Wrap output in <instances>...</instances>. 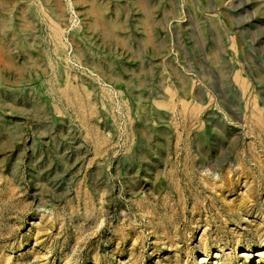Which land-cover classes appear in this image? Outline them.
<instances>
[{"label": "rangeland", "instance_id": "obj_1", "mask_svg": "<svg viewBox=\"0 0 264 264\" xmlns=\"http://www.w3.org/2000/svg\"><path fill=\"white\" fill-rule=\"evenodd\" d=\"M57 1L0 0V264H264V0H173L198 21L196 47L183 34L203 79L174 86L167 115L137 105L129 54L88 26V2ZM94 1L120 23L134 4Z\"/></svg>", "mask_w": 264, "mask_h": 264}, {"label": "crops", "instance_id": "obj_2", "mask_svg": "<svg viewBox=\"0 0 264 264\" xmlns=\"http://www.w3.org/2000/svg\"><path fill=\"white\" fill-rule=\"evenodd\" d=\"M140 1L141 3H138L134 0L132 5H121V34L118 31L119 27L114 29L110 27L113 30L111 31L109 28L110 37H102L107 42H109V39L120 42L122 57H124V52L129 54L128 59L126 57L121 59V68L125 71L124 73H127L126 75L131 76L132 79L131 81L129 79L128 82L133 83L135 91H139L140 97L136 101L137 104L138 101L140 102L139 107L141 105L142 107L151 106L153 113L160 112L167 115V112L174 107L172 95H169L174 86L177 87V91L184 93L185 97H188V93H190L185 88L186 84L190 85V88L193 87L195 93L201 86L199 79L203 78H200V72L197 69L198 57L195 54L191 55L193 48L189 47V39H186L183 34L187 30L188 35H191V45L196 47L197 42L193 38L198 39L199 35L197 30H194V33L189 32V24L198 21L195 19L187 20L188 15L185 13L190 11L188 5H181L173 2V0H153L151 3L145 2V0ZM131 11L134 13L133 15L130 14ZM193 11L198 10L194 9ZM147 14L149 16H145ZM194 27L199 29L198 25H193L192 28L194 29ZM149 34H152V36ZM216 45L218 46V44ZM199 47H201V44H199ZM203 53L202 51V55ZM212 54L213 51L209 50V57H214ZM129 60L135 63L133 68L127 66L126 63ZM181 61H184V63L191 62V64H186L188 71L180 70ZM103 62H106V66L99 61L93 63L96 71L107 78L108 74H115L118 78L121 77L122 81L124 75L115 71L112 61L108 62L104 59ZM143 92L148 96H144Z\"/></svg>", "mask_w": 264, "mask_h": 264}, {"label": "bare ground", "instance_id": "obj_3", "mask_svg": "<svg viewBox=\"0 0 264 264\" xmlns=\"http://www.w3.org/2000/svg\"><path fill=\"white\" fill-rule=\"evenodd\" d=\"M44 1V3L45 4H48L49 5V8L50 9H52V10H54L56 7H57V3H58V1L57 0H42V2ZM51 1V2H50ZM88 3H87V5H88V7H86L87 8V12H88V14H90V16H91V19H90V21L88 22V26L89 27H91L92 28V30L94 29V28H96L97 27V29L99 30V32L102 34V36L104 37V38H107V37H110V33H109V28L111 27L112 29H114V28H117L121 23L120 22H118L116 19H106V18H102L101 16H100V12L102 11V10H104V9H106V6L104 5V4H97L94 0H86ZM114 1V0H113ZM134 1V0H133ZM169 1V0H168ZM219 1V0H218ZM245 1V0H244ZM251 1V0H250ZM15 2V1H14ZM16 2H17V0H16ZM136 2H138V3H141V1L140 0H136ZM163 2V1H162ZM191 2H192V0H191ZM196 2V1H195ZM201 2V1H200ZM213 2V1H212ZM238 2V1H237ZM262 2V1H261ZM12 3V2H11ZM40 3V2H39ZM77 3V2H76ZM26 4V3H25ZM81 4H82V2H81ZM80 4V5H81ZM221 4V3H220ZM261 4V3H260ZM14 5H15V3H14ZM22 5V4H21ZM24 5V4H23ZM144 5V4H143ZM187 5V4H186ZM42 6V5H41ZM43 6H45V5H43ZM189 6V5H188ZM187 6V7H188ZM198 6V5H197ZM196 6V7H197ZM257 6V5H256ZM258 6H259V4H258ZM11 7H12V5H11ZM46 8H47V6H45ZM141 7V6H140ZM158 7V6H157ZM162 7V6H161ZM190 7V6H189ZM21 8V7H20ZM25 8V7H24ZM29 8H31L30 6H29ZM45 8V9H46ZM154 8V7H153ZM156 8V7H155ZM182 8V7H181ZM219 8V7H218ZM26 9V8H25ZM197 9V8H196ZM214 9V8H213ZM264 9V8H263ZM31 10H33V9H31ZM35 10V9H34ZM83 10H85V9H83ZM119 10V9H118ZM181 10V9H180ZM189 10V9H188ZM199 10V9H198ZM10 11V10H9ZM12 11V10H11ZM42 11V10H41ZM48 11H49V9H48ZM55 11V10H54ZM57 11V10H56ZM59 11V10H58ZM139 11V10H138ZM175 11V10H174ZM183 11V10H182ZM60 12V11H59ZM162 12H163V10H162ZM168 12V11H167ZM193 13H194V11H192ZM7 13H9V12H7ZM12 13V12H11ZM33 13V12H32ZM56 13V12H55ZM214 13V12H213ZM226 13V12H225ZM232 13V12H231ZM43 14H44V12H43ZM47 14V13H46ZM50 14H51V12H50ZM169 14V13H168ZM197 14V13H196ZM215 14V13H214ZM11 15V14H10ZM23 15V14H22ZM59 15V14H58ZM87 15V14H86ZM115 15H117V14H115ZM212 15V14H211ZM228 15V14H227ZM232 15V14H231ZM4 16V15H3ZM8 16V15H7ZM103 16V15H102ZM145 16H149L148 14L147 15H145ZM1 17V16H0ZM21 17V16H20ZM50 17V16H49ZM115 17V16H114ZM155 17V16H154ZM169 17V16H168ZM185 17V16H184ZM199 17V16H198ZM3 18V17H2ZM36 18V17H35ZM58 18V17H57ZM109 18H110V16H109ZM117 18V17H116ZM125 18V17H124ZM147 18V17H146ZM175 18V17H174ZM28 19V18H27ZM53 19V18H52ZM165 19V18H164ZM193 19V18H192ZM196 19V18H195ZM210 19V18H209ZM2 20H4V19H2ZM147 20V19H146ZM152 20V19H151ZM197 20V19H196ZM9 21V20H8ZM11 21V20H10ZM54 21H57L56 19L54 20ZM22 22V21H21ZM142 22V21H141ZM218 22V21H217ZM229 22H230V20H229ZM4 23V22H3ZM23 23H25V22H23ZM125 23V22H124ZM147 23V22H146ZM216 23V22H215ZM198 24H200V23H198ZM202 24V23H201ZM11 25V24H10ZM25 25H26V23H25ZM50 25V24H49ZM50 26H52V25H50ZM2 27V26H1ZM57 27V26H56ZM56 27H53L52 29H53V34H54V36H58L59 35V29L58 28H56ZM122 27V26H121ZM127 27V26H126ZM59 28H61V27H59ZM111 28H110V30H111ZM19 29V28H18ZM143 29H144V27H143ZM96 30V29H95ZM0 31H1V29H0ZM21 31V30H20ZM19 31V32H20ZM82 31V30H81ZM90 31V30H89ZM111 31H113V30H111ZM12 32V31H11ZM76 32V31H75ZM12 33H14V32H12ZM18 33V32H17ZM28 33V32H27ZM73 33V32H72ZM148 33H151V32H148ZM22 34V33H21ZM29 34V33H28ZM17 35V34H16ZM73 35H74V33H73ZM84 35V34H83ZM149 35H151L152 36V34H149ZM18 36V35H17ZM53 37V36H52ZM78 37V36H77ZM94 37V36H93ZM145 37V36H144ZM95 38V37H94ZM153 38V37H152ZM22 39V38H21ZM25 39V38H24ZM109 39V38H108ZM52 40V39H51ZM81 40V39H80ZM89 40V39H88ZM110 40V39H109ZM122 40V39H121ZM2 41H3V39H2ZM37 41V40H36ZM149 41V40H148ZM24 42V41H23ZM32 42H34V41H32ZM32 42H31V44H32ZM48 42V41H47ZM58 42V41H57ZM97 42H99V41H97ZM122 42H124V41H122ZM128 42V41H127ZM126 42V43H127ZM9 43V42H8ZM114 43H117V42H114ZM1 44V43H0ZM15 44V43H14ZM18 44H19V42H18ZM21 45L22 44H24V43H20ZM29 45H30V43H28ZM39 44V43H38ZM55 44V43H54ZM57 44V43H56ZM55 44V45H56ZM59 44V43H58ZM123 44V43H122ZM22 46H24V45H22ZM31 47H32V45H30ZM128 46V45H127ZM127 46H125V47H127ZM147 46V45H146ZM18 47H20V46H18ZM41 47V46H40ZM110 47V46H109ZM113 47V46H112ZM36 48V47H35ZM57 48V47H56ZM116 48V47H115ZM151 48H153V47H151ZM15 49V48H14ZM26 49V48H25ZM43 49V48H42ZM83 49H85V47L83 48ZM82 49V50H83ZM121 49V48H120ZM27 51H28V49H26ZM39 50H41V48L39 49ZM53 50V49H52ZM131 50V49H130ZM152 50V49H151ZM42 51V50H41ZM54 51V50H53ZM85 51V50H84ZM95 51V50H94ZM107 51V50H106ZM108 51H109V49H108ZM122 51V50H121ZM133 51V50H132ZM39 52V51H38ZM80 52V51H79ZM153 52V51H152ZM46 53V52H45ZM52 53V52H51ZM58 53H59V51H58ZM91 53V52H90ZM132 53V52H131ZM53 54V53H52ZM56 54V53H55ZM134 54V53H133ZM214 54V53H213ZM63 55V54H62ZM98 55V54H97ZM47 56H49V55H47ZM89 56V55H88ZM100 56V55H99ZM110 56V55H109ZM115 56H116V54H115ZM34 57V56H33ZM128 57H129V55H128ZM54 58V57H53ZM109 58V57H108ZM45 59V58H44ZM47 59V58H46ZM51 59V58H50ZM84 59V58H83ZM93 59V58H92ZM112 59V58H111ZM128 59V58H127ZM90 60V59H89ZM104 60V59H103ZM110 60V59H109ZM48 61V60H47ZM65 62V61H64ZM89 63H91L90 61H89ZM108 63V62H107ZM7 64V66L8 67H15V66H12V64L13 63H11L10 61L8 62V63H6ZM35 64H36V61L34 60V59H30L29 60V65H31V66H35ZM60 64V63H59ZM92 64V63H91ZM15 65V64H14ZM17 65V64H16ZM21 65V64H20ZM54 65H56V64H54ZM94 65V64H93ZM61 66V65H60ZM89 66V65H88ZM96 66V65H95ZM140 66V65H139ZM44 67V66H43ZM94 67V66H93ZM92 67V68H93ZM109 67H110V65H109ZM20 68V67H19ZM56 68V67H55ZM58 68V67H57ZM96 68H97V66H96ZM52 69V68H51ZM60 69V68H59ZM69 69V68H68ZM42 70H44V69H41V71ZM47 70V69H46ZM62 70V69H61ZM100 70H102L101 68H100ZM17 72H18V69L16 70ZM143 71V70H142ZM142 71H141V73H142ZM44 72H45V70H44ZM54 73L56 72V71H53ZM58 72V71H57ZM62 72V71H61ZM63 72H64V70H63ZM110 72V71H109ZM132 72V71H131ZM140 72V71H139ZM48 73V72H47ZM117 73V72H116ZM145 73V72H144ZM20 74H21V72H20ZM58 74V73H57ZM60 74H62V73H60ZM72 74V73H71ZM120 74V73H119ZM55 75H56V73H55ZM69 75V74H68ZM109 76H108V78L109 79H107V80H112L113 82H117L118 80H119V78L115 75V74H108ZM22 76V75H21ZM20 76V77H21ZM71 76V75H70ZM69 76V77H70ZM140 76V75H139ZM142 76H143V74H142ZM18 77H19V75H18ZM29 77H30V75H29ZM35 77V76H34ZM33 77V78H34ZM39 77V76H38ZM52 77V76H51ZM58 77V76H57ZM131 77V76H130ZM145 77V76H144ZM22 78V77H21ZM55 78H56V76H55ZM61 78V77H60ZM68 78V77H67ZM50 79V78H49ZM130 79V78H129ZM57 80V79H56ZM55 80V81H56ZM66 80V79H65ZM75 80V79H74ZM4 81V80H3ZM2 81V82H3ZM13 81V80H12ZM21 81V80H20ZM30 80H28V82H29ZM49 81V80H48ZM83 81V80H82ZM131 81V80H130ZM139 81H141V80H139ZM14 82V81H13ZM16 82V81H15ZM46 82V81H45ZM51 82V81H50ZM58 82V81H57ZM65 82V81H64ZM68 82V81H67ZM66 82V83H67ZM62 83H63V81H62ZM78 83V82H77ZM235 83V82H234ZM56 84V83H55ZM74 84V83H73ZM79 84V83H78ZM74 85H76V83L74 84ZM90 85V84H89ZM88 85V86H89ZM127 85H129V84H127ZM126 85V86H127ZM32 86V85H31ZM41 86V85H40ZM52 86V85H51ZM67 86V85H66ZM80 86V85H79ZM119 86V85H118ZM130 86V85H129ZM141 86H142V84H141ZM140 86V87H141ZM13 87V86H12ZM25 87V86H24ZM34 87V86H33ZM86 87H87V85H86ZM136 87H137V85H136ZM41 88V87H40ZM51 88V87H50ZM60 88V87H59ZM77 88V87H76ZM79 88V87H78ZM138 88V87H137ZM47 89V88H46ZM61 89V88H60ZM80 89V88H79ZM132 89H134V88H132ZM56 90V89H55ZM77 90V89H76ZM130 90V89H129ZM60 91V90H59ZM58 91V92H59ZM31 92V91H30ZM30 92H28V93H30ZM61 92V91H60ZM66 92H68V91H66ZM138 92V91H137ZM33 93V92H32ZM49 93V92H48ZM55 93V92H54ZM57 93V92H56ZM35 94V93H34ZM51 94V93H50ZM60 94V93H59ZM68 94V93H67ZM71 95V94H70ZM69 95V96H70ZM136 95V94H135ZM139 95V94H138ZM262 95V94H261ZM33 97V96H32ZM32 97H30V99L32 98ZM75 97H76V95H75ZM136 97V96H135ZM140 97V96H139ZM36 98H38V97H36ZM72 98V97H71ZM39 99V98H38ZM77 99V98H76ZM37 100V99H36ZM73 100V99H72ZM78 100V99H77ZM4 101H7L6 99L4 100ZM29 102V101H28ZM84 102V101H83ZM6 103V102H5ZM73 103V102H72ZM85 103V102H84ZM10 105L13 107V106H15L14 105V102L12 101L11 103H10ZM35 104H33V106H34ZM44 105H45V102H44ZM138 105V104H137ZM239 105H241V104H239ZM139 106V105H138ZM29 107V106H28ZM38 107V106H37ZM43 107V106H42ZM141 107H142V105H141ZM30 108H32V107H30ZM41 108V107H40ZM241 108V107H240ZM138 109H141V108H138ZM43 110H44V108H43ZM37 111V110H36ZM35 111V112H36ZM150 111H151V109H150ZM22 112V111H21ZM38 112V111H37ZM37 112H36V114H37ZM40 112V111H39ZM139 112V111H138ZM25 113V112H24ZM43 113V112H42ZM46 113V112H45ZM44 113V114H45ZM150 113V112H149ZM23 114V113H22ZM160 114V113H159ZM38 115V114H37ZM46 116V115H45ZM154 116V115H153ZM39 117V116H38ZM43 118V117H42ZM144 118V117H143ZM34 119V118H33ZM37 119V118H36ZM46 119H48V118H46ZM46 119H44V121L46 120ZM49 119H51V118H49ZM162 119V118H161ZM221 119V118H220ZM254 119V118H253ZM208 120V119H207ZM38 122V121H37ZM40 122V121H39ZM61 122V121H60ZM145 122V121H144ZM209 122V121H208ZM50 124H51V122H50ZM263 124V123H262ZM143 125V124H142ZM17 126V125H16ZM255 126V125H254ZM47 127V126H46ZM249 127V126H248ZM14 128V127H13ZM50 128V127H49ZM142 128V127H141ZM37 129V128H36ZM143 129V128H142ZM143 131L144 130H142V134H143ZM262 131H264V130H262ZM44 132V131H43ZM42 132V133H43ZM48 132H50V131H48ZM256 132V131H255ZM16 133V132H15ZM41 133V132H40ZM47 133V132H46ZM159 133V132H158ZM261 133V132H260ZM18 134V133H17ZM141 134V135H142ZM151 134H152V132H151ZM43 135V134H42ZM49 135V134H48ZM17 136V135H16ZM41 136V135H40ZM61 136V135H60ZM232 136H234V135H232ZM57 137V136H56ZM62 137V136H61ZM71 137V136H70ZM144 137H146V136H144ZM152 138V137H151ZM257 138V137H256ZM263 138V137H262ZM261 138V139H262ZM55 139V138H54ZM61 139V138H60ZM148 139V138H147ZM77 140V139H76ZM150 140V139H149ZM26 141V140H25ZM64 141H66V140H64ZM63 141V142H64ZM70 141V140H69ZM74 141V140H73ZM146 141V140H145ZM229 141H230V139H229ZM55 142V141H54ZM147 142V141H146ZM262 142V141H261ZM79 143V142H78ZM237 143V142H236ZM256 143V142H255ZM43 144H45V143H43ZM70 144H73V143H70ZM70 144H68V145H70ZM148 144V143H147ZM57 145H58V143H57ZM236 145V144H235ZM54 146V145H53ZM67 146V145H66ZM80 146V145H79ZM97 146V145H96ZM261 146V145H260ZM57 147V146H56ZM59 147V146H58ZM64 147V146H63ZM242 148H244V147H242ZM242 148H240V149H242ZM253 148V147H252ZM12 150V149H11ZM62 150V149H61ZM66 150V149H65ZM76 150H77V148H76ZM80 150V149H79ZM137 150H138V148H137ZM261 150H262V147H261ZM34 152V151H33ZM61 152H63V151H61ZM60 152V153H61ZM66 152V151H65ZM26 153V152H25ZM136 153V152H135ZM238 153V152H237ZM144 154H142V156H143ZM240 155V154H239ZM249 155V154H248ZM63 156V155H62ZM72 156V155H71ZM131 156V155H130ZM136 156V155H135ZM141 156V155H140ZM204 156V155H203ZM129 157V156H128ZM144 157V156H143ZM206 157V156H205ZM247 157V156H246ZM249 157V156H248ZM66 158V157H65ZM132 159V158H131ZM139 159V158H138ZM141 159H142V157H141ZM144 159V158H143ZM140 160V159H139ZM148 160V159H147ZM217 160V159H216ZM260 160V159H259ZM146 161V160H145ZM213 161V160H212ZM252 161V160H251ZM254 161V160H253ZM129 162V161H128ZM210 162V161H209ZM250 162V161H249ZM248 162V163H249ZM253 164V163H252ZM244 166V165H243ZM242 166V167H243ZM264 166V165H263ZM252 167V166H251ZM257 167V166H256ZM95 168H96V166L94 167V170H93V172L95 171ZM102 168V167H101ZM242 169V168H241ZM259 169V168H258ZM250 170V169H249ZM260 170H261V168H260ZM259 170V171H260ZM264 170V169H263ZM41 171V170H40ZM92 172V173H93ZM99 172V171H98ZM96 173V172H95ZM92 175H95V174H92ZM99 175V174H98ZM255 175V174H254ZM90 177H91V175H90ZM94 177V176H93ZM93 179V178H92ZM91 179V180H92ZM257 183V182H256ZM96 184V183H95ZM195 184V183H194ZM223 184V183H222ZM255 184V183H254ZM260 184V183H259ZM135 185V184H134ZM220 185H221V183H220ZM262 185V184H261ZM41 186V185H40ZM98 186V185H97ZM197 186V185H196ZM224 186V185H223ZM44 187V186H43ZM186 187H188V186H186ZM199 187V186H198ZM243 187V186H242ZM256 187V186H255ZM132 188V187H131ZM194 188V187H193ZM195 188H197V187H195ZM194 188V189H195ZM141 189V188H140ZM184 189V188H183ZM244 189V188H243ZM258 188H256V190H257ZM129 190V189H128ZM142 191V190H141ZM244 191V190H243ZM262 191V190H261ZM41 192V191H40ZM137 192V191H136ZM193 192V191H192ZM253 192V191H252ZM256 192V191H255ZM53 193V192H52ZM142 193H143V191H142ZM246 193V192H245ZM260 193V192H259ZM192 194H194V193H192ZM245 195H247V194H245ZM250 195H251V193H250ZM249 196V195H248ZM250 197H252V196H250ZM203 199V198H202ZM249 199H251V198H249ZM259 199V198H258ZM193 201V200H192ZM253 202V201H252ZM48 203V202H47ZM176 203H177V201H176ZM37 205V204H36ZM210 205V204H209ZM206 206H208L207 204H206ZM198 207V206H197ZM204 206L202 205V208H203ZM212 207V206H211ZM259 207V206H258ZM183 208V207H182ZM196 208V207H195ZM206 208V207H205ZM260 208H262V207H260ZM200 209V208H199ZM210 209V208H209ZM181 210V209H180ZM186 211V210H185ZM197 211V210H196ZM240 211V210H239ZM182 212V211H181ZM180 212V213H181ZM201 212V211H200ZM262 212V211H261ZM182 214V213H181ZM184 215V214H183ZM182 215V216H183ZM262 215V214H261ZM194 220V219H193ZM198 220V219H197ZM195 221V220H194ZM193 221V222H194ZM158 222V221H157ZM197 222V221H196ZM180 223H182V222H180ZM200 223V222H199ZM196 224H198V223H196ZM209 224V223H208ZM132 225V224H131ZM206 225V224H205ZM131 227V226H130ZM170 227V226H169ZM197 227V226H196ZM165 228V227H164ZM180 228V227H179ZM128 229V228H127ZM160 229V228H159ZM124 230H126V229H124ZM163 230H165V229H163ZM173 230V229H172ZM236 230V229H235ZM168 231H169V229H168ZM201 231H203V230H201ZM126 232V231H125ZM130 232V231H129ZM164 232V231H163ZM128 233V232H127ZM170 233V232H169ZM176 233V232H175ZM206 233V232H205ZM262 233V232H261ZM264 233V232H263ZM122 234V233H121ZM126 235V234H125ZM173 235V234H172ZM179 235V234H178ZM233 235V234H232ZM235 235V234H234ZM237 235V234H236ZM165 236H166V234H165ZM264 236V235H263ZM126 237V236H125ZM138 237H139V235H138ZM169 237V236H168ZM172 237V236H171ZM231 237V236H230ZM205 238V237H204ZM236 238V237H235ZM234 238V239H235ZM133 239V238H132ZM139 239V238H138ZM169 239V238H168ZM207 239V238H206ZM141 240V239H140ZM144 240V239H143ZM172 240H173V238H172ZM220 240V239H219ZM236 240V239H235ZM259 240H260V238H259ZM258 240V241H259ZM137 241V240H136ZM175 241V240H174ZM181 242V241H180ZM172 243V242H171ZM207 243V242H206ZM205 243V244H206ZM232 243V242H231ZM201 244H203V243H201ZM235 244V243H234ZM138 245V244H137ZM141 245L143 246V244L141 243ZM142 246H140V248L142 247ZM183 246V245H182ZM205 246V245H204ZM122 247V246H121ZM200 248V247H199ZM205 249V248H204ZM206 250V249H205ZM134 261V260H133ZM136 261V260H135ZM131 262H132V260H131ZM169 262V261H168ZM123 263V262H122ZM130 263V262H129ZM170 264V263H169Z\"/></svg>", "mask_w": 264, "mask_h": 264}]
</instances>
